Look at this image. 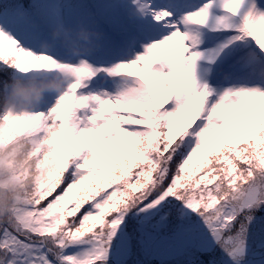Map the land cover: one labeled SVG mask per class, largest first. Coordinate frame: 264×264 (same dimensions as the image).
<instances>
[{"label": "snow or ice", "instance_id": "snow-or-ice-1", "mask_svg": "<svg viewBox=\"0 0 264 264\" xmlns=\"http://www.w3.org/2000/svg\"><path fill=\"white\" fill-rule=\"evenodd\" d=\"M247 2L0 0V264H191L228 226L233 264H264V217L224 216L264 175Z\"/></svg>", "mask_w": 264, "mask_h": 264}, {"label": "rangeland", "instance_id": "rangeland-1", "mask_svg": "<svg viewBox=\"0 0 264 264\" xmlns=\"http://www.w3.org/2000/svg\"><path fill=\"white\" fill-rule=\"evenodd\" d=\"M253 4L254 0H251V5H248L247 2L245 5L246 9L249 10L253 8ZM19 78L28 79L26 77ZM106 147L112 150V158L109 163H114L118 160L123 161L126 159L123 154V146L120 141L113 140L110 144L106 145ZM117 153H119V155H116ZM210 166L211 165H205L204 168L199 169L194 167L189 173V182L199 180V178L204 175L205 171H207V168ZM201 187H203V185H201ZM58 190L59 189H57V191ZM108 190L110 191L111 189ZM233 196H235L236 199H233ZM247 215H254L257 218L264 217V175H261L260 173H256L254 178L251 179L247 185H244L241 182L239 185V191L232 193L229 200L224 202V216H236L237 221L235 223L237 228L239 227L240 222L244 221V218ZM222 222L223 219L221 223ZM252 231L255 233L256 229L253 228ZM234 235L235 230L232 226H228V228L223 229L219 244L213 243L211 251L200 253L198 254V257H192L191 264H200L201 259L203 260V264H233L228 253L239 247L238 239L229 240V237ZM91 247V243L85 241L82 242L81 245L69 247L67 254L83 256L91 250ZM249 259L252 264H260L262 256L259 254V250L257 249V255H250Z\"/></svg>", "mask_w": 264, "mask_h": 264}, {"label": "trees", "instance_id": "trees-1", "mask_svg": "<svg viewBox=\"0 0 264 264\" xmlns=\"http://www.w3.org/2000/svg\"><path fill=\"white\" fill-rule=\"evenodd\" d=\"M4 76V73L0 72V77H3Z\"/></svg>", "mask_w": 264, "mask_h": 264}]
</instances>
